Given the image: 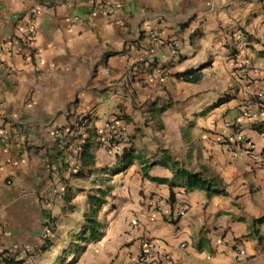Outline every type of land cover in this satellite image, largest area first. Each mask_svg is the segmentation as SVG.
Here are the masks:
<instances>
[{
    "label": "crops",
    "instance_id": "obj_1",
    "mask_svg": "<svg viewBox=\"0 0 264 264\" xmlns=\"http://www.w3.org/2000/svg\"><path fill=\"white\" fill-rule=\"evenodd\" d=\"M34 8L33 47L10 52ZM263 106L264 0H0V253L137 264L146 238L159 264H237L236 242L264 264ZM114 119L119 155L98 139Z\"/></svg>",
    "mask_w": 264,
    "mask_h": 264
},
{
    "label": "built area",
    "instance_id": "obj_2",
    "mask_svg": "<svg viewBox=\"0 0 264 264\" xmlns=\"http://www.w3.org/2000/svg\"><path fill=\"white\" fill-rule=\"evenodd\" d=\"M40 9L34 8L30 9L28 12H26L23 16L18 17L19 23H23V31L21 37L17 38L14 42H10V52H16L17 54L23 55L26 50L31 49L33 47L34 41H35V29H36V22L39 16ZM148 38L150 40V48L148 49L150 55H154L156 50L155 46L160 43V34L157 31H150L148 33ZM159 72V70H157ZM194 78L193 74H186L181 75L178 77V80L180 81H186L189 82ZM264 108V106H263ZM264 117V113L262 114ZM81 122L76 123L74 126L67 127L66 129L62 130L60 134H58L59 138H61V141L63 142L66 137H68V134H72L73 132L80 130V129H86L87 127L84 126V124H80ZM73 127V128H72ZM228 128H233L234 125L227 124ZM109 128V134L104 138H98L100 142L103 141L104 147L107 149L110 153H115L117 155L120 154V143L123 141V133L119 129V120L114 119L111 121ZM10 135L2 131L0 133V145L6 146L8 144ZM80 143L78 145V148L76 150V160L81 162L82 157V145L84 144L83 140H79ZM240 142H244L249 144L250 141L246 139L245 137L239 138ZM67 145L65 143H61L60 150L62 152H66ZM252 149H254V146L252 144ZM68 156V155H67ZM182 247H185L183 244ZM27 253H30L31 250L29 248H26L25 250ZM234 252L236 255V261L237 264H247L248 257L244 253V251L241 249L240 243L236 242L234 247ZM16 259L15 255L10 252H4L0 253V264H11V262H14ZM136 262L137 264H159L158 263V253H157V246L156 242L150 239L141 238L140 239V245L139 250L136 255Z\"/></svg>",
    "mask_w": 264,
    "mask_h": 264
},
{
    "label": "trees",
    "instance_id": "obj_3",
    "mask_svg": "<svg viewBox=\"0 0 264 264\" xmlns=\"http://www.w3.org/2000/svg\"><path fill=\"white\" fill-rule=\"evenodd\" d=\"M187 74H193V73L189 72ZM197 79L198 78L195 77V75H194V78L191 81H189V82H195V81H197ZM87 121H88V118H85L84 120L81 121L80 124H84V126L88 127ZM88 133L90 135L89 137L83 138L81 136V138H80V140L84 141V144L82 145V157H81V163L83 165L85 164V160L87 158H90V152L89 151H90V147H91V140L94 137V134H92L91 132H88ZM188 186L190 188L205 187V186H208L209 188H212L213 184H209L207 181H203L200 178L199 175H190L189 176V184H188ZM101 204H102V202L99 201L98 209L101 206ZM91 221H92L91 224H90L91 239H98L100 237V234H99V231L101 229L100 223L97 222L96 220H91ZM260 222L264 223V218L261 219ZM11 263H13V262H11Z\"/></svg>",
    "mask_w": 264,
    "mask_h": 264
},
{
    "label": "rangeland",
    "instance_id": "obj_4",
    "mask_svg": "<svg viewBox=\"0 0 264 264\" xmlns=\"http://www.w3.org/2000/svg\"><path fill=\"white\" fill-rule=\"evenodd\" d=\"M98 204H99V201H98ZM102 230H103V229H100V231H99L100 237H102V236H103V234H102V233H100ZM100 237H99L97 240H99V239H100ZM71 251H74V252H76V251H77V248H76V246H74V247L72 248V250H71ZM80 251H81V252H83V248H82V247H81Z\"/></svg>",
    "mask_w": 264,
    "mask_h": 264
}]
</instances>
